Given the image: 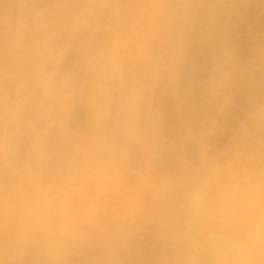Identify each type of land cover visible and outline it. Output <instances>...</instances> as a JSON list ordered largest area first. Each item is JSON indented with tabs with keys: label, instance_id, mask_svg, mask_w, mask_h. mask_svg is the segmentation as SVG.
Returning a JSON list of instances; mask_svg holds the SVG:
<instances>
[{
	"label": "bare ground",
	"instance_id": "1",
	"mask_svg": "<svg viewBox=\"0 0 264 264\" xmlns=\"http://www.w3.org/2000/svg\"><path fill=\"white\" fill-rule=\"evenodd\" d=\"M13 1L15 5L18 4L20 7L21 1ZM81 1L83 4L78 6L79 8L82 6V8L78 9V12L82 10V16L81 14L77 15V13V16H73L72 13L67 16L68 18L66 17L68 19L67 22L69 21L71 26H68V23L66 24L68 26L66 29L70 28L71 31H69V36L76 31V28L79 27L78 25H81L78 23H82L81 20L85 17L86 29H91L90 32L100 29L102 30L101 32L105 33L101 36L103 38L104 36L106 37L105 40L101 38L105 43L101 40V43H104V45H101L103 49L100 54L97 52L99 57H95L98 58V64H93L92 70L87 69L89 72L92 71V79H90L92 81L89 86L86 84L88 89L85 87L87 89H85V92L87 93L84 94L82 91L84 95L82 101L83 99L84 101L81 103L84 105H81L83 118L80 120L83 121L85 117V123L83 121L84 125L78 127L90 129L92 134H89V129L81 128L84 132L88 131L87 133L90 136L86 135L90 137L89 139L92 143L93 141L97 144L103 142V156H98V158L94 156L96 151H94L95 147H91L92 144L88 146L89 154H85L88 157L94 149L92 151L94 153L93 156L97 159L101 157L98 161L103 160V157H105L106 165L98 163L93 158L98 164L94 160L92 167L86 166L90 168L85 166L81 167L82 169L79 168L83 162L77 167L75 163L78 164L79 160H81L79 158H86L85 156L76 158L77 155H81L80 153L76 155V152L82 151L83 142L79 141L80 145L74 139V144L78 142V146L74 147L70 140L74 151H76L77 147L79 149L82 146L76 152L71 150L72 148L70 147V152L73 151L74 155H76L75 158L70 157L72 152L69 153V149L65 150L66 145L62 148L64 141H62L61 147V142L58 143L63 132L60 136L55 134V137L59 136L56 141L54 139L57 137L54 138L53 134L56 126L52 127L53 131L49 130L51 128L50 122L54 120L49 123L48 121L46 123L43 122L44 127L42 126V128H45V124L47 126L50 125L48 126L49 128L46 126V129L51 133L53 132L51 139L56 141H53L54 143H57V145H54L52 142L53 148L54 146H57L55 148H65L64 151L69 154L63 152L62 157L57 156L60 155L58 152L61 153L62 149H60L61 151L53 150L51 144L48 143L51 149L48 147L44 148L48 149L47 152L53 150L51 153L52 159H49L52 163L47 162L48 159L46 158L50 157L48 156L49 154L44 157L46 161L44 159V162L42 161L43 148L41 149L38 146L41 144L40 137L46 134L42 133V128L40 129L38 128L39 126L35 125L36 128L34 129L38 128L41 131L39 136L40 132L38 133L33 129L35 126H33L32 122L33 125L29 124L30 120L29 122L26 120L28 122L26 126L22 123L23 111H28L27 107V110L24 109L27 102L25 105H22V103L24 104L25 102L24 97L27 99L31 93L28 90H24L23 86L21 87V84L24 82L26 84L27 81V77L25 79L22 76V61L17 60L13 56L14 54H11L9 57L12 59V68L9 66L10 62L7 63V66H9V69L6 66L7 70L4 66H0L1 69H5H2L3 73L0 70V73H2L0 81L6 80L12 84V88L11 84H8L11 90L6 89L8 85L5 89L3 88L6 91L0 88V91H3L2 93L10 92L6 93V96L4 95L2 98L0 94V264L5 263V258L10 259L12 252L15 253L12 259H15L17 253L14 252V249L16 250L17 243L21 239L24 241L26 239V244L28 242L27 250L26 247L24 248L27 251L25 262L27 261L29 264H209L207 238L209 234L221 231L225 227V224L219 219L221 211L223 210L227 215H230L235 209L238 217L237 230L242 235L246 234L249 224L254 219V215L246 206H238L234 193L256 183H264V144L259 141L260 137L264 135V97L260 99L258 96L260 100L251 106V110L249 109L250 102L247 104L249 107L247 108L250 111L248 110L247 113L244 111L246 116L243 114L245 116L243 119L246 118V124L241 125L240 128L235 127V133L233 129L234 134H229L231 138H227L229 141L227 142L228 144L225 143L227 145L224 149L223 147L221 148L222 145L213 148L211 144L213 141L215 143L212 138H215L216 133H213V135L211 131L216 121H214L216 118L212 119V117L215 109L217 110V102L221 99L222 91L227 87L228 82L232 80V77L231 79L229 78L230 80L227 85L225 84V88L220 87V83L223 82L222 80L226 76L220 75L222 79L218 77V68L222 61H217L219 63L217 67V49L223 47L220 39H225L228 34L227 32L225 35V31L232 18L240 17L241 14L244 15L248 10H255L254 13L257 12L259 15H264V0ZM8 4L11 5V2ZM73 4L75 5V3ZM74 5H70L72 9L75 7ZM70 6L68 8H71ZM5 8L7 7L5 6L3 11ZM6 10L8 11V9ZM66 10L67 8L65 13L70 9ZM250 12L248 11V13ZM4 13L5 11L0 15V35L3 33L5 37H8L5 32L10 26L6 23L9 15ZM257 13L255 15L258 16ZM71 15L74 17V19L72 17L73 21L69 20ZM256 17L255 19H257ZM62 18L64 19L65 17ZM103 18L104 21L105 19L107 20V23L101 25L100 21ZM242 19L244 18L240 20ZM252 21L254 22L255 20L252 19ZM105 22L102 21V24ZM260 28L258 25V29ZM248 31L250 33L251 30ZM62 32L60 30L59 33L56 32L59 34L58 37ZM78 33L81 34L80 32ZM247 35L249 36V34ZM220 36L222 37L220 38ZM250 37L254 40V37L251 35ZM256 37L255 40L257 41H253L254 44L256 43L255 46L259 43ZM2 39L4 40V37H1V41H3ZM7 39L9 43L6 38V41L3 42H5V45L8 43L10 46L9 49L7 48L9 50L7 52L10 53V50L14 48L13 46L11 49V44H16L17 37L15 36L13 43L11 42L12 39ZM18 39L21 41L20 37ZM247 39L249 41L252 40L249 37L246 38V41H248ZM56 41L47 49L54 47ZM21 42L17 41V46L15 45V47H19L18 44L22 45ZM250 42L253 43L252 41ZM61 43L60 45H62ZM0 44L4 48L8 47L3 46L2 42ZM251 45L248 46L249 49H252L250 48L252 47ZM262 45L260 44V47ZM255 46L253 49H255ZM60 47L54 48L55 51H53L56 53V49H62H59ZM198 48L201 49V52L197 50ZM205 50L208 52L204 56L203 52ZM259 50L262 51L264 49L259 48ZM259 50L254 52L256 53ZM50 51H52V48L48 52L50 53ZM221 51L225 50L222 49ZM51 53L46 54L51 57ZM223 54L226 55L225 53ZM251 57L253 56L251 55ZM251 57L249 58L251 59ZM46 58H44V61ZM222 58L223 61L224 59L226 60V57L224 58L223 56ZM50 59L52 60V58ZM35 60L37 62V59ZM48 60H46V63H48ZM94 60L97 61V59ZM44 61L42 60L43 63ZM225 62L222 63L224 64ZM253 62L250 60L248 65ZM257 66H254V68L256 69ZM48 68L51 69L50 67ZM220 68L221 70L223 69L222 65ZM236 70L238 69L236 68ZM250 70L253 69L250 68ZM243 71L246 72V70ZM216 72L217 76L214 75ZM227 72L229 76V70ZM39 77L42 79L41 76ZM64 82L66 84V81ZM6 84L3 83L1 86ZM231 84L227 87L228 89L232 87ZM70 85L67 87L68 90ZM42 86H44L48 101L47 105L44 100L45 105L48 106L46 111L44 107H47L43 104L44 107L41 105L44 111L43 114L48 113V110L49 113H52L54 112L53 109L56 110L57 108L55 107L57 102L62 103L64 101L60 93L58 95V92L63 90L60 88L63 85H59L60 89L56 91L54 97H52V90H50L52 88H49L50 86L47 87L46 81ZM220 88H223V90L220 91ZM65 89L62 92L66 97ZM22 90L28 91L27 94L29 95L26 97L25 95L27 94L22 92ZM70 93L72 94V92ZM224 94L222 100L224 98L228 99L226 96L229 92ZM32 98L30 96V99ZM255 98L253 100L256 102ZM23 99L24 102H22ZM163 101L165 102V105H163L165 106V111L162 110L163 106L162 109L160 108ZM225 101H222L223 105H225ZM41 102L43 103V101ZM61 103L59 104L61 105ZM59 104H57L58 107ZM29 107L31 108V106ZM35 107H37V104ZM163 111L165 114H163ZM29 112L30 110L27 113ZM80 112L81 110L79 109ZM40 117L39 114L37 120ZM23 119L25 120V118ZM37 122L40 125L41 118ZM240 123L238 124L237 122V126ZM156 126L159 128L155 130L160 132V128H165V139H163L164 133L162 134L163 138L161 137L162 140L159 136L156 137L153 134L154 132L152 133L154 131L152 128ZM22 128H29V131ZM31 128L34 132L30 131ZM216 128L220 131L218 126ZM217 129L215 130L217 131ZM49 131L45 130V133ZM93 132L96 134H93ZM222 132L223 130H221ZM63 135L62 140L68 137H65L64 133ZM258 135L261 136L258 138ZM48 136H45L44 139L46 137L48 139ZM70 136L71 134H69ZM68 138L65 140L66 142H69ZM211 139L212 141H210ZM43 140L41 147L47 141ZM43 142H45L44 145ZM47 142H50V140ZM216 147L218 148L217 151L220 148L221 151L219 150L218 156L214 155L212 157L211 154L215 153L210 154V150H216ZM37 148L42 152L37 150ZM90 148H92L91 151ZM98 148L97 150L101 153V149ZM37 152H40L41 156ZM82 152H85L84 149ZM45 154L44 152V156ZM54 154L58 158L55 157V159ZM68 155L70 158L67 157ZM59 157L61 161L57 163ZM73 159H76V161ZM86 159L88 160V158ZM86 159H83L84 164L87 163L85 162ZM53 161H57L56 165H59L54 166ZM92 161L88 160V163ZM41 162L44 164L47 162L45 166L51 163L54 167L51 168L52 165L50 164V168L47 166L49 168L47 169ZM39 163V166L41 167L42 164L47 171L44 168L34 167ZM34 168L38 169L35 171L37 175L41 172V169L42 172L45 170L43 174L41 173L43 176L39 175L37 177ZM71 173L73 174L69 176ZM69 191L70 194H68ZM65 198L67 199L65 200ZM62 201H67L68 203H63ZM21 249L23 251V247ZM17 258L22 259L21 256H17ZM12 259L7 264H12L13 261L16 262L15 260H18L13 259L11 261ZM21 259L18 262L23 263L22 261L24 260L22 259L21 261Z\"/></svg>",
	"mask_w": 264,
	"mask_h": 264
},
{
	"label": "rangeland",
	"instance_id": "2",
	"mask_svg": "<svg viewBox=\"0 0 264 264\" xmlns=\"http://www.w3.org/2000/svg\"><path fill=\"white\" fill-rule=\"evenodd\" d=\"M11 2V5H9L8 3H10ZM0 0V12H2V13H0V15H2L3 14V12L5 11V13H7L9 16H7L8 18H7V20H8V22H7V20H6V23H7V25L9 26V28H8V30H10V31H8V30H6V35H8V37L6 36H4L3 35V33L0 35V43L2 42L3 43V46H8V47H6V48H4V47H2V46H0V66L1 67H5V69L7 70V68L9 67V66H11L12 65V62H11V57H9L11 54L17 59V60H19V61H22V65H23V71H22V76L25 78V77H27V81H26V84H24L25 82L22 80V82H24V83H22L21 84V87L23 86V88H25L24 90H28L29 91V93H31V98L32 99H30V96H28L29 94H27V92L28 91H23L22 90V92H24V93H26L27 95H25L26 97L28 96V98L31 100H29L28 98L26 99L25 97H24V99H25V102H24V99H23V101L22 102H24V104L22 103V105H25L26 104V102H27V106L25 105V110H27L26 109V107L28 108V111L30 110V112H32V113H27L28 111H23V116H25V117H21V119L23 120V122L22 123H24V125L26 126V125H28V122H29V120H30V123L29 124H31V125H33V126H39L38 128H42V126L44 127V124H43V122L44 123H46L47 121H48V123L51 121V120H54V121H52V122H50V124H51V126L50 125H48V126H50L51 128L54 126H56L54 129V131H53V128L51 129V128H49L46 124H45V128H42L43 130H41L42 131V133L43 134H46V135H44V136H41L40 138H41V144H42V140L44 139V137L45 136H48V139H44L43 141H49L50 140V142H47L46 141V144H45V142H43V145L45 144V145H47V146H43V147H41V144H40V146H38V147H40L41 149L43 148V149H45V148H49V149H51V148H53V143L54 142H56L57 140H58V137L60 136V134L63 132L64 134H65V137H69V134H71V136L73 137H67L68 138V140H69V142H70V140H71V142L74 144V139H75V141H80V142H83L84 144H88L87 145V147H85L86 145H84L83 143H82V145L85 147H83L81 150L83 151V149H84V153L82 152V151H80L79 149L82 147V146H80L79 147V149H78V147H77V149L79 150V151H77V149H76V151H74V148H72V144H71V142L69 143L68 141L66 142L65 140H67V138H65V139H63L62 140V136L64 137V135H63V133H62V135L60 136V139H59V141H58V143L59 142H61V145H60V147L62 146V141H64V144H63V146H62V148L66 145V151L68 150V152L69 153H71L72 152V155L70 156V157H74L75 158V156L77 155V154H81V155H77L76 156V158L77 157H79V156H85L86 158H88V160L89 161H92L93 160V158H95L97 161L101 158V157H99V159H97L98 158V156H103V154H102V152L104 151V149L102 148V147H104V145L102 144H97V143H95V141H93V143H92V141H90V135L89 134H92L91 133V131H90V129L89 128H83V127H81L82 129H85V130H88V131H90V133L88 134L87 132L88 131H86V132H84L81 128H79L78 126H82V125H84L82 122L85 120V117H84V120L83 121H81L82 120V116H83V114H81V113H83L82 112V106L84 105H82V103L81 102H83L84 101V99H83V101H82V98H84V95H83V92H84V94L85 93H87V92H85L88 88H87V86H89V83H91V81L92 80H90V79H92L91 78V76H92V71H88V70H92V68H93V66L94 65H96V63L98 64V58H95L96 56H98L99 57V55H98V53L97 52H99V54H100V52L102 51V47L103 46H101L102 44L104 45V43H105V41H103V39L105 40V37L106 36H104V38H103V36H101V35H104L105 33H103V32H101L102 30H92L93 32H90V30L87 28L86 29V21L84 20L85 19V17H84V19H82L81 21H82V23H78V24H81V25H78L79 27V29L78 28H76V31L75 30H73V31H75V32H72V34H71V36H69L70 35V28L67 30L66 28L68 27V26H70L69 24V21L67 22V20L68 19H66V17L67 16H69V14H72L73 13V16H77V15H79V14H81V16H82V10H81V12L79 13L78 12V9L80 10V8H82V6L79 8V6L80 5H82L83 4V2L80 0H65V1H63V0H19V1H21V2H19V3H21L20 4V7L18 6V4L17 5H15V2L13 1L12 2V0ZM49 1V2H48ZM58 3H57V2ZM63 1V3H61ZM78 1V2H77ZM8 2V3H7ZM24 2V3H23ZM42 2V3H41ZM5 3H7V4H5ZM69 3V4H68ZM72 3V4H71ZM73 3H75V5L73 4ZM79 3V4H78ZM61 4V5H60ZM67 4H68V6H75V7H73V9H72V7L71 8H68V6H67ZM67 7H66V6ZM79 5V6H78ZM7 7V8H5V10L3 11V9H4V7ZM9 6V7H8ZM11 6V7H10ZM56 6V7H55ZM62 6H63V8H62ZM37 7V8H36ZM67 8V10L68 9H70L69 11H67V13H65V9ZM76 7H78V8H76ZM10 8V9H9ZM44 8V9H43ZM65 8V9H64ZM75 8H76V12H75ZM6 9H8V11L6 10ZM12 9V10H11ZM18 9V10H17ZM35 9V10H34ZM43 9V10H42ZM11 10V11H10ZM58 10V11H57ZM72 10V11H71ZM39 13H37V12ZM56 11V12H55ZM62 11H63V13H62ZM248 11L250 12V13H248ZM247 11V13H245L244 15H240V17L241 18H244V19H242V20H240L241 18L239 17H236V18H232L233 20H234V22H233V20L231 19V21H230V23H232L231 25H230V23L228 24V27L227 28H229V29H227L226 28V31H225V35L227 34V32H228V34L225 36V39H220L222 36H220V40H221V43H223V47H222V45L221 44H219V45H221V49H217L216 51L218 52V57L216 58V64H217V67H218V65H219V63H217V61H222V62H225L224 64L221 62L220 64L222 65V68L224 69H222L221 70V65H219L220 67L218 68L219 69V71H218V77L219 78H221L222 79V75H226V76H224V80H222L223 82H221L220 84V87H224L225 86V84L227 85L228 83L229 84H231V86L232 87H230L229 89L227 88V87H229L230 85L228 84L227 85V87L223 90V88H220V91L221 90H223V91H225V90H228V91H225L226 93L227 92H229V94H227V96L226 97H228V99L227 98H224L223 100H222V96H223V94L225 93V92H223L222 91V96L219 98L220 100H218V102H217V110H218V112H216L217 110L215 109V112H214V114H213V117H212V119L213 118H216V119H214V121H215V124L219 127V129H220V131L216 128L217 126L215 125V124H213V126H214V128H213V130H211L212 131V134L213 133H215V138H212L213 140H215V143H214V141L213 142H211V144H212V147L214 148L215 146H217V147H220L221 145V148L223 147V149L226 147V145L228 144L227 142L229 141L227 138H231L230 137V133L231 134H234L236 131V129H235V127L236 128H240V126L241 125H245L246 124V118H244L243 119V117H245L246 116V113L248 112V110L250 109H252V107L251 106H253L254 105V103L256 104V103H258V101L262 98V97H264V96H262V95H264V94H262V92H264V68H262V67H264V65H262V64H264V50H259V48H261V49H264V47H262V46H264V45H262V43H264V41H262V39H264V27H262V26H264V25H262V24H264V15H259L257 12H255L254 13V11L255 10H248ZM12 12V13H11ZM70 12V13H69ZM4 13V14H5ZM11 13V14H10ZM41 13V14H40ZM60 13V14H59ZM75 13V14H74ZM76 13H77V15H76ZM258 14V16L257 15H255V14ZM7 14H5V15H7ZM66 14H68V15H66ZM33 15V16H32ZM61 15V16H60ZM250 15H251V17H250ZM42 16H43V18H42ZM72 15L70 16V18L71 19H69L70 21L72 20L73 21V19H74V17H73ZM80 16V17H81ZM253 16V17H252ZM257 18V19H255V17ZM60 17H61V19H60ZM62 17H65L64 19L62 18ZM72 17H73V19H72ZM246 17V18H245ZM38 18V19H37ZM58 18V19H57ZM68 18V17H67ZM104 18H106V17H104ZM104 18L103 19H101L103 22H105V23H103L102 24V21H100L101 22V25H104V24H106L107 23V20L105 19V21H104ZM236 19V20H235ZM238 19V20H237ZM248 19V20H247ZM252 19H254L255 21V23L252 21ZM63 20V21H62ZM244 20H245V23H244ZM248 22H247V21ZM262 20V21H261ZM29 21V22H28ZM52 21H53V23H54V25H52L53 23H52ZM85 23H84V22ZM238 21V22H237ZM241 21H242V23H241ZM22 22V23H21ZM34 22V23H33ZM64 22H65V26H64ZM238 24H237V23ZM240 22V23H239ZM252 22V23H251ZM256 22H257V24H256ZM9 23V24H8ZM45 23V25H43ZM56 23V24H55ZM61 23H63V24H61ZM68 23V24H67ZM248 23H249V25H250V23H251V25H252V27H251V25L249 26L248 25ZM260 23V24H259ZM262 23V24H261ZM25 24H27V25H25ZM61 24V25H60ZM68 26H67V25ZM241 24H243V25H241ZM245 24H247V25H245ZM255 24V25H254ZM57 25V26H56ZM63 25V26H62ZM82 25H84V27H82ZM254 25V26H253ZM257 25V26H256ZM258 25H259V27H261L260 29H258ZM262 25V26H261ZM80 26H81V28H80ZM230 26V27H229ZM233 26H234V28H233ZM237 26V27H236ZM239 26V27H238ZM244 26V27H243ZM245 26H247L246 28H248V29H246L245 28ZM51 27V28H50ZM56 27V28H55ZM64 27V28H63ZM71 27V26H70ZM232 27V28H231ZM236 27V28H235ZM257 29H256V28ZM230 28H231V30H230ZM250 28V29H249ZM252 28V29H251ZM49 29V30H48ZM55 29H57V30H55ZM82 29H83V31H82ZM98 29V28H97ZM236 29V30H235ZM245 29V30H244ZM253 29H254V33H253ZM262 29V30H261ZM59 30L60 31H63L62 33H60V36L58 37V33H59ZM65 30V31H64ZM67 30V31H66ZM79 30V31H78ZM84 30H85V32H84ZM86 30H87V32H86ZM234 30V31H233ZM248 30H251L250 31V33H249V31ZM70 31V32H69ZM229 31H230V35H229ZM232 31V32H231ZM244 31V32H243ZM246 31H248V32H246ZM255 31H257V32H255ZM261 31V32H260ZM8 32H10V33H8ZM36 32H37V34H36ZM51 32V33H50ZM55 32V33H54ZM56 32H58V33H56ZM78 32H80L81 34H79ZM239 32V33H238ZM246 32V34H244ZM258 32H259V35H258ZM16 33H18L17 35H16ZM29 33H30V35H29ZM64 33V34H63ZM76 33H78V34H76ZM86 35H85V34ZM90 33V34H89ZM102 33V34H101ZM242 33V34H241ZM10 34V35H9ZM23 34V35H22ZM41 34V35H40ZM84 34V35H83ZM92 34V35H91ZM244 34V35H243ZM247 34H249V36L247 35ZM261 34V35H260ZM11 35H13L12 37H11ZM64 35V36H63ZM74 35V36H73ZM90 37H89V36ZM247 35V36H246ZM250 35L252 36V37H254V40H255V37H256V39H258V49H257V47L255 46V44H254V40L250 37ZM255 35V36H254ZM15 36L17 37V41L20 43L22 40V45L21 44H18L19 45V47H15V45L17 44V41L15 42L16 44L14 45V44H11L12 46H11V49L13 48V46H14V50L12 49V50H10V53L9 52H7V51H9L8 49L10 48V46L8 45V43H9V41H8V39L7 38H9V39H12V43H13V41H14V39H15ZM69 38H68V37ZM1 37L3 38L4 37V40L3 41H6L7 40V42L8 43H6V45L4 44L5 42H3V41H1ZM14 37V38H13ZM18 37H20V40L21 41H19V39H18ZM29 37V38H28ZM51 37V38H50ZM57 37V38H56ZM94 37V38H93ZM230 37V38H229ZM250 38V39H252V40H250V41H252L253 43H251L250 41H249V39H247L248 41H246V38ZM261 37H262V39H261ZM5 38H6V40H5ZM22 38V39H21ZM68 38V39H67ZM85 38V39H84ZM101 38H103V39H101ZM228 38V39H227ZM238 38H239V40H238ZM243 38V39H242ZM260 38V39H259ZM31 39V40H30ZM55 39V40H54ZM88 39V40H87ZM96 39V40H95ZM227 39V40H226ZM52 40V41H51ZM56 41V45L54 46V47H50V49H47V48H49V46L51 45V44H54L53 42L54 41ZM100 40V41H99ZM101 40H102V42H104V43H101ZM220 40H218V41H220ZM225 40V41H224ZM229 40V41H228ZM66 41V42H65ZM234 41H236V42H234ZM257 40H255V42H256ZM261 41V42H260ZM24 42V43H23ZM59 42V43H58ZM62 42V43H61ZM97 42V43H96ZM226 42V43H225ZM238 42V43H237ZM50 43V44H49ZM60 43L62 44V45H60ZM64 43V44H63ZM66 43V44H65ZM68 43V44H67ZM82 43V44H81ZM84 43V44H83ZM248 43H250V44H248ZM23 44H26V45H24L23 46ZM35 44V45H34ZM98 44V45H97ZM224 44H225V46H224ZM228 44V45H227ZM234 44V45H233ZM247 44V45H246ZM251 44H254V45H251ZM260 44L262 45L261 47H260ZM1 45V44H0ZM58 45V46H57ZM97 45V46H96ZM218 45V46H219ZM237 45V46H236ZM252 46V47H250V48H252V49H249V47L248 46ZM17 46V45H16ZM23 46V47H22ZM53 46V45H52ZM59 46H61L59 49H61V50H58V49H56V53L54 52L55 51V49L54 48H58ZM100 46V47H99ZM254 46H255V49H253L254 48ZM65 47V48H64ZM69 47V48H68ZM220 47V46H219ZM8 48V49H7ZM22 48V49H21ZM45 48V49H44ZM51 48H52V51L54 52V54H53V52L52 51H50V53H51V57L50 56H48L46 53H48V54H50L48 51L49 50H51ZM3 49V50H2ZM31 49H33V50H31ZM48 51H47V50ZM100 51H99V50ZM225 50V51H221V50ZM38 50H39V52H38ZM45 50V51H44ZM58 50V51H57ZM72 50V51H71ZM94 50V51H93ZM197 50H201L200 48H198ZM255 50H259V51H256V53L254 52ZM3 51V52H2ZM5 51H6V53H5ZM11 51H12V53H11ZM14 51V52H13ZM27 51H28V53H27ZM29 51H31V52H29ZM36 51V52H35ZM67 51V52H66ZM83 51V52H82ZM198 51V52H199ZM219 51H220V53H219ZM38 52V53H37ZM60 52V53H59ZM80 54H79V53ZM82 52V53H81ZM201 52V51H200ZM206 52H208V51H204L202 54L205 56V54H206ZM227 52V53H226ZM262 52V53H261ZM25 53V54H24ZM86 53V54H85ZM92 53H93V55H94V58H93V55H92ZM223 53H225L226 55H228V56H226V55H224ZM262 54V56H261V54ZM8 54V55H7ZM16 54V55H15ZM19 54V55H18ZM21 54V55H20ZM31 54V55H30ZM34 54V55H33ZM40 54V55H39ZM56 54V55H55ZM58 54V55H57ZM60 54V55H59ZM64 54V55H63ZM223 54V55H222ZM250 54V55H249ZM24 55H26V56H24ZM29 55V56H28ZM36 55V56H35ZM47 55V56H46ZM223 57L224 56V58L226 57V60L224 59V61H223V58L221 57V56ZM251 55L254 57H251ZM47 58H46V57ZM53 56V57H52ZM55 56H58V57H56V58H58V59H56L55 58ZM84 56V57H83ZM259 56H261V57H259ZM19 57V58H18ZM29 58V60H27L28 58ZM35 57V58H34ZM39 57V58H38ZM41 57H43V58H41ZM52 58V60L50 59V58ZM79 57V58H78ZM227 57H228V60H227ZM249 57H251V59L249 58ZM261 58L260 60H259V58ZM15 58H13V59H15ZM34 58V59H33ZM44 58H46L45 59V61H44ZM48 58H49V60H48ZM89 58V59H88ZM254 59V62H253V59ZM15 59V60H16ZM21 59V60H20ZM24 59V60H23ZM26 59V60H25ZM35 59H37V62H36V60ZM93 59V60H92ZM94 59H97V61H95ZM222 59V60H221ZM249 59V60H248ZM257 59H258V61H257ZM42 60L44 61V63L42 62ZM46 60H48L47 62L48 63H46ZM57 60V61H56ZM250 60H252V62L254 63V66H257L258 64L260 65H258L257 67H256V69L254 68V66L252 67V65H253V63L251 64V65H248V63L250 64ZM27 61V62H26ZM29 61V62H28ZM50 61V62H49ZM77 61V62H76ZM90 61V62H89ZM228 61V62H227ZM249 61V62H248ZM256 61V62H255ZM5 62V63H4ZM8 62H10V64H9V66H7V63ZM42 62V63H41ZM55 62V64H53ZM95 62V63H94ZM4 63V64H3ZM30 63V64H29ZM86 63V64H85ZM232 63H233V65H232ZM247 63V64H246ZM37 64H39V65H37ZM41 64V65H40ZM91 64V65H90ZM94 64V65H93ZM243 66H242V65ZM31 65V66H30ZM34 65V66H33ZM44 65V66H43ZM93 65V66H92ZM223 65H225V66H223ZM6 66H7V68H6ZM40 66H41V68H40ZM232 66V67H231ZM235 66H237V67H235ZM240 66H242V67H240ZM1 67H0V70H2L1 69ZM36 67V68H35ZM43 67H44V69H43ZM48 67H50L51 69H49ZM260 67V68H259ZM11 68H12V66H11ZM24 68H26L25 70H24ZM55 68V69H54ZM85 68V69H84ZM236 68L238 69V70H236ZM239 68L241 69L240 71H239ZM250 68L251 69H253V70H250ZM5 69H3V70H5ZM9 69V68H8ZM88 69V70H87ZM233 69V70H232ZM259 69V70H258ZM3 70H2V73H3ZM36 72H35V71ZM38 70H40L39 72H38ZM86 71V73H85V71ZM229 70V76L227 75V71ZM231 70V71H230ZM243 70H246V72L245 71H243ZM257 70V71H256ZM262 70V71H261ZM33 73H32V72ZM48 71H49V73H48ZM222 72V74H221V72ZM226 73H225V72ZM251 71H253V72H251ZM35 72V73H34ZM84 72V73H83ZM2 73H0V76L2 75ZM38 73V74H37ZM220 73V74H219ZM225 73V74H224ZM237 73V74H236ZM242 73V74H241ZM24 74H26L25 76H24ZM40 74V75H39ZM49 74H51L50 76H49ZM66 74V75H65ZM68 74V75H67ZM217 74V72L214 74L215 76H217L216 75ZM232 74V75H231ZM44 75V76H43ZM47 75H48V77H47ZM221 75V76H220ZM231 75V76H230ZM39 76H41V78L42 79H40V77ZM46 76V77H45ZM52 76V77H51ZM63 76V77H62ZM70 78H69V77ZM228 76V78H226ZM234 76V77H233ZM22 77V79H24ZM231 77H232V80H230L231 79ZM63 78V79H62ZM230 78V79H229ZM26 79V78H25ZM45 79V80H44ZM69 79V80H68ZM73 79V80H72ZM2 80H4V79H2ZM44 80V81H43ZM67 80H68V82H67ZM84 80V81H83ZM86 80H88V81H86ZM230 80V81H229ZM5 81L6 80H4L3 82L2 81H0V84L1 85H3V83L4 84H6V85H4V86H1L0 85V88H2V90H3V88L5 89L6 88V86L8 85V84H11V82H9V81H6V83H5ZM45 81H46V85L48 84V86L47 87H49V88H52V89H50V90H52V97H54V94L56 95V91L58 90L59 91V89L61 88V89H63V90H60L59 92H58V95H59V93H60V96H62L63 97V100L64 101H62V103L61 102H57V104H59V103H61V105L59 104V107L57 106V104H56V106L55 107H57L56 108V110H54L53 109V111L54 112H50L49 113V110H48V113H45V114H43L44 113V111H43V107L44 106H46L47 108H45L44 107V110L46 111V109H48V101H47V98H46V95H45V92H44V86H42V85H44V83H45ZM62 81V82H61ZM64 81H66V84H65V82ZM72 81V82H71ZM229 81V82H228ZM232 81V82H231ZM48 82V83H47ZM70 82H71V85H70ZM82 82V83H81ZM87 82V83H86ZM228 82V83H227ZM231 82V83H230ZM234 82V83H233ZM69 83V84H68ZM224 83V84H223ZM63 85V87H60V86H62ZM70 85L69 86V90H68V85ZM83 85V87H82V85ZM86 84H87V86H86ZM236 84V85H235ZM51 85H52V87H51ZM60 85V86H59ZM65 85V86H64ZM67 85V86H66ZM235 85V86H234ZM25 86V87H24ZM54 87V88H53ZM60 87V88H59ZM65 87H66V89H65ZM79 87V88H78ZM87 89H86V88ZM11 88H12V84H11ZM11 88H10V85H8L7 86V88L6 89H8V90H11ZM82 88H84L83 90H82ZM35 91H34V90ZM64 89H65V95H66V97L64 96ZM86 89V90H85ZM7 90V91H8ZM81 90V91H80ZM261 90H262V92H261ZM3 91H6V90H3ZM2 91V92H3ZM63 91V92H62ZM67 91H69V92H67ZM77 91V92H76ZM83 91V92H82ZM1 91H0V94H1V98H2V96H6V93H10V92H4V93H2ZM70 92H72V94L70 93ZM23 93V94H24ZM63 93V94H62ZM69 93V94H68ZM76 93V94H75ZM3 94V95H2ZM71 94V95H70ZM79 94V95H78ZM81 94V95H80ZM261 96H260V95ZM57 95V96H58ZM224 95H226V94H224ZM24 96V95H23ZM45 96V97H44ZM80 96V97H79ZM83 96V97H82ZM260 97V99H259V97ZM253 97V98H252ZM256 97V98H255ZM1 98H0V100H1ZM56 98V97H55ZM54 98V99H55ZM75 98V99H74ZM256 99L257 101L255 102V100H253V99ZM3 99H4V97H3ZM6 99V98H5ZM33 99H34V101H33ZM67 99V100H66ZM78 99H79V101H78ZM227 99V100H226ZM249 99H251L252 101H253V103H251L252 101L251 100H249ZM36 100H37V102H36ZM44 100H45V102H46V104L47 105H45V102H44ZM66 100V101H65ZM165 100V99H164ZM227 102H226V101ZM33 101V102H32ZM41 101H43V103L41 102ZM70 101V102H69ZM222 101L224 102L225 101V105H223L222 104ZM248 101V102H247ZM65 102V103H64ZM68 102V103H67ZM246 102V103H245ZM249 102H250V104H249ZM34 103H35V105H34ZM39 103H40V108L38 107V105H39ZM67 103V104H66ZM72 103V104H71ZM28 104H31V105H28ZM36 104H37V107H35L36 106ZM44 106H43V105ZM64 104V105H63ZM221 104V105H220ZM246 104V105H245ZM247 104H249L250 106V108L248 107V105ZM43 107H42V106ZM82 105V106H81ZM163 105H165V102L163 101V104L161 105V109H162V106ZM220 105V106H219ZM222 105H223V108H222ZM29 106H31V108L29 107ZM246 106V107H245ZM35 107V108H34ZM164 108L162 109V110H164L165 109V106H163ZM221 109H220V108ZM249 109H248V108ZM30 108V109H29ZM34 108V109H33ZM63 108V109H62ZM246 108V109H245ZM36 109V110H35ZM42 109V111H40ZM59 109V110H58ZM79 109L81 110V112L79 113ZM33 110H34V113H33ZM249 110V111H250ZM39 111V112H38ZM61 111H64V112H61ZM165 111V110H164ZM163 111V112H164ZM244 111L246 112V113H244ZM27 114H26V113ZM38 112V113H37ZM42 112V113H41ZM57 112V113H56ZM61 112V113H60ZM162 112V113H163ZM220 112V113H219ZM32 114V115H31ZM39 114H40V118H41V122H40V125H39V123L37 122L38 120H40V118L37 120V118H38V116H39ZM43 116H42V115ZM46 114H48L47 116H45ZM62 114V115H61ZM163 114H165V112L163 113ZM217 114V115H216ZM243 114L245 115V116H243ZM57 115H59V116H57ZM78 115H79V117H78ZM214 115H216L215 117H214ZM28 116V117H27ZM36 116V117H35ZM165 116V115H164ZM27 117V118H26ZM44 117H46V118H44ZM23 118H25V120L23 119ZM54 118V119H53ZM79 120H78V119ZM240 118V119H239ZM42 119H44V121H42ZM48 119V120H47ZM81 119V120H80ZM242 119V120H241ZM28 122H27V121ZM33 120H37V121H33ZM242 121L241 123H240V121ZM244 120H245V123H244ZM25 121H26V123H25ZM77 121H79V122H77ZM81 121V122H80ZM33 124H32V123ZM55 122V123H54ZM237 122H238V124L240 123V125H238L237 126ZM36 123H38V124H36ZM43 125H42V124ZM47 123V124H48ZM80 123V124H79ZM84 123H85V121H84ZM52 124H54V125H52ZM75 124V125H74ZM30 125V126H31ZM77 125V126H76ZM24 126V127H25ZM33 126H31V127H33ZM36 126L35 127H33V129L34 128H36ZM49 128V130H51V131H53L52 133L54 134V138H56V139H54V140H56V141H52V133L49 131V130H47L46 128L47 127ZM216 126V127H215ZM60 127V128H59ZM77 127V128H76ZM34 129L35 131H37L38 133H39V136L41 135V131L39 130V129ZM158 129L159 127H154V128H152V130L154 129V131H152V133L154 134V135H156V137L157 136H159L160 138L162 137L163 138V133L165 132V128H160V130H161V132L159 131V130H155V129ZM23 130H25L26 129V131H29L27 128H22ZM21 129V130H22ZM33 129L31 128V130L30 131H32V132H34L33 131ZM46 131H49V132H46L45 133V130ZM57 129V130H56ZM75 129V130H74ZM78 129V130H77ZM92 130H93V128H91ZM215 129H217V131L215 130ZM233 129H234V133H233ZM22 130V131H23ZM61 130V131H60ZM221 130H223V134L221 133ZM21 131V133L23 134V132ZM25 131V133L27 134V132ZM60 132V133H59ZM98 132V131H97ZM156 132V133H155ZM218 132V133H217ZM219 132H220V134H219ZM49 133V134H48ZM50 133H51V135H50ZM68 133V134H67ZM99 133V132H98ZM25 134V135H26ZM48 134V135H47ZM55 134H59V136H56L55 137ZM86 134H88V135H86ZM93 134H96V133H94L93 132ZM100 134V133H99ZM86 135V136H85ZM101 135V134H100ZM214 135V134H213ZM212 135V137H214ZM23 136H24V134H23ZM51 136V137H50ZM217 136V137H216ZM228 136V137H227ZM231 136H233V135H231ZM261 135H258V138L260 137ZM43 137V138H42ZM49 137H50V139H49ZM78 138V139H77ZM86 138V139H85ZM162 138H161V140H162ZM262 138H264V135H262L261 137H260V139H259V141H261V144H264V139H262ZM163 139H165V133H164V138ZM212 139L210 140V141H212ZM88 140H89V142H88ZM85 141H86V143H85ZM53 142V143H52ZM78 142H75V144H74V147H76V146H78L77 145V143ZM78 143V144H80L81 145V143ZM88 142V143H87ZM51 144V148H50V146H49V144ZM65 143H69V144H65ZM95 143V144H94ZM219 145H218V144ZM225 143H227V144H225ZM91 144H92V146H91ZM54 145H57V143H54ZM59 145V144H58ZM68 145V146H67ZM91 146V147H95V150L94 151H96V152H92L93 150H92V148H90V151H91V153H90V155L87 157V155L89 154V147L88 146ZM101 147H100V146ZM224 145V146H223ZM45 147V148H44ZM55 147H57V146H54V148H53V150H57V151H59L60 149H62V148H55ZM70 147L72 148L71 150H73L74 152H76V155H74V153H73V151H71L70 152ZM97 147H99L98 149H101V153L97 150ZM216 147V150L215 149H211L212 151H214V152H212L211 150H210V154L211 153H215V154H211L212 155V157L214 156V155H216V156H218V152H220L221 151V148L217 151V148ZM87 148V149H86ZM42 149V151L39 149V148H37V150H39L40 152H42L43 153V157L41 156V153L40 152H37L38 153V155H40L41 156V158H42V161H43V159H44V161H46V159H48V163L49 162H51L52 163V161H50L51 159H52V151L50 152V150L47 152V150L45 149V150H43ZM64 149H62V152L60 153V152H58L60 155H57V156H60V157H62L63 155V152H65L64 151ZM103 150V151H102ZM61 151V150H60ZM88 153H87V152ZM97 151H98V153H97ZM217 151V152H216ZM44 152L46 153L45 154V156H44ZM56 152V151H55ZM54 152V153H55ZM40 153V154H39ZM66 154H69V153H67V152H65ZM87 155H86V154ZM47 154H49L48 156H50V157H48V158H44V157H47L46 155ZM92 154V155H91ZM93 154H94V156H96V157H94L93 156ZM55 154H54V158L55 157H57ZM91 156V157H90ZM93 156V157H92ZM59 157V161L57 162V161H53V163H54V166L57 164V163H59L61 160V158ZM67 157H69V155L67 156ZM69 157V158H70ZM58 158V157H57ZM86 158H83V157H81V158H79V159H81V160H79V162H78V164L77 163H75V161H76V159H73V160H75V161H73L74 163H75V165L77 166V167H79V165L82 163V165H80V167L79 168H83L84 166L86 167L87 165H89V166H91L92 164L94 165V160L92 161V162H89L88 163V160L86 159ZM104 158L105 157H103V160L101 159V161H98V163H101V164H105L106 165V162H105V160H106V158H105V160H104ZM50 159V160H49ZM56 159V158H55ZM83 159L85 160L86 159V161L85 162H87L86 164H84V161H83ZM96 160H95V163H97L96 162ZM43 161V162H44ZM46 162V163H47ZM57 162V163H56ZM42 163V162H41ZM45 163V164H46ZM50 163V164H51ZM62 163V162H61ZM97 163V164H98ZM43 164V166H45V164L44 163H42ZM42 164H41V167L39 166L40 165V163L37 165V166H39V167H37V166H34L35 168H44L43 166H42ZM50 164H48L47 166L50 168ZM97 164H95V165H97ZM52 166H51V168L52 167H54L53 166V164H51ZM59 165V164H58ZM58 165H56V166H58ZM92 165V166H93ZM47 166H45V167H47ZM91 166V167H92ZM47 167V169H49ZM34 168V169H35ZM78 168V169H79ZM81 168V169H82ZM86 168H90V167H86ZM45 170H46V168H44ZM38 169H35L34 170V172L35 171H37ZM40 170V169H39ZM45 170L43 171V172H45ZM47 171V170H46ZM39 172V171H38ZM43 172H42V169H41V172L37 175V172H35V174L37 175V177L39 176V175H41V173L43 174ZM73 173H71V174H69V176H71ZM41 176H43V175H41ZM68 194H70V191H69V193ZM67 194V195H68ZM68 198H70V197H68ZM67 198H65V200H66ZM64 200V199H63ZM68 202H69V200H67ZM67 201H62L63 203H68ZM20 241V242H19ZM18 241V243H17V248H16V250L14 249V252H16L17 254H16V257H15V259H18L19 261H20V259L19 258H17V256L18 257H22V259L24 260V261H22V259H21V261L24 263L25 262V256H26V253H27V247H28V242H27V244H26V239H25V241L23 240V239H21V240H19ZM24 242H25V244H24ZM18 244H19V246H18ZM16 245V244H15ZM24 245V246H23ZM19 247V248H18ZM21 247H23V251H21L22 249H21ZM24 247H26V250H25V248ZM14 248H15V246H14ZM12 249H13V247H12ZM11 249V250H12ZM21 249V250H20ZM26 252H25V251ZM13 253V252H12ZM11 253V256L12 257H14L13 255L15 254V253H13L12 254ZM22 253V254H21ZM25 254V255H24ZM12 257L10 258V256H9V258L10 259H12ZM24 257V258H23ZM7 259L8 258H5V263L4 264H7V262H9V260L10 259H8V261H7ZM14 259V258H13ZM13 259L11 260V261H13ZM14 259V260H15ZM18 260H15L16 262H12V264H15V263H21V262H18ZM23 263H21V264H23ZM24 264H29V263H27V261L24 263Z\"/></svg>",
	"mask_w": 264,
	"mask_h": 264
},
{
	"label": "clouds",
	"instance_id": "3",
	"mask_svg": "<svg viewBox=\"0 0 264 264\" xmlns=\"http://www.w3.org/2000/svg\"><path fill=\"white\" fill-rule=\"evenodd\" d=\"M234 195L238 206H246L254 219L248 232L242 235L237 230V211L234 209L227 215L222 210L219 219L225 227L207 238L209 264H264V183H256Z\"/></svg>",
	"mask_w": 264,
	"mask_h": 264
}]
</instances>
